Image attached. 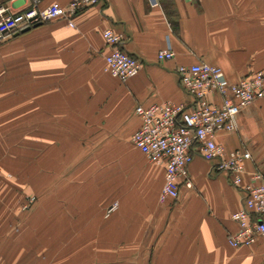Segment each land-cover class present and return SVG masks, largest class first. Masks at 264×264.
Masks as SVG:
<instances>
[{"label":"crops","instance_id":"0c3cea01","mask_svg":"<svg viewBox=\"0 0 264 264\" xmlns=\"http://www.w3.org/2000/svg\"><path fill=\"white\" fill-rule=\"evenodd\" d=\"M33 2L0 0V10ZM157 3L101 0L74 27L58 20L0 43V264H264V237L228 242L245 196L230 175L196 157L193 188L161 202L165 168L132 144L138 105L192 104L179 65L218 66L231 83L264 71V0ZM107 29L141 63L126 83L107 71ZM168 47L175 59L160 63ZM238 122L217 142L251 154L248 184L264 176V98ZM22 192L35 199L25 212Z\"/></svg>","mask_w":264,"mask_h":264},{"label":"built area","instance_id":"2783aa9c","mask_svg":"<svg viewBox=\"0 0 264 264\" xmlns=\"http://www.w3.org/2000/svg\"><path fill=\"white\" fill-rule=\"evenodd\" d=\"M42 1L34 0L30 8L17 13L0 10V43L26 28L32 30L58 20H66L74 27L79 13L101 2L71 0L66 6L51 4L40 8ZM149 1L158 5L157 0ZM103 36L110 49L105 57L107 71L122 83L136 77L142 66L124 50V36L112 29L105 30ZM174 59L171 47L157 55L160 63ZM176 72L180 85L192 97V104L187 107L167 101L138 105L135 113L141 125L132 136V144L150 163L164 166L161 202L178 200L182 187L193 188L190 166L196 157L214 163V169L230 175L233 185L243 188L245 196L241 209L232 215L237 231L228 236V242L234 248L250 247L264 237V176L256 173L250 183L244 184L245 163L252 159L251 154L241 149L227 151L217 142V134L237 131L239 114L264 98V71L254 72L237 83L229 82L220 67L206 63L179 65ZM215 96L220 102L213 101ZM34 201L29 199L24 209Z\"/></svg>","mask_w":264,"mask_h":264},{"label":"rangeland","instance_id":"374dc122","mask_svg":"<svg viewBox=\"0 0 264 264\" xmlns=\"http://www.w3.org/2000/svg\"><path fill=\"white\" fill-rule=\"evenodd\" d=\"M91 148V146H88V145H85V149H86V152H88V149H90ZM26 196H27V192L26 193H24V192H22L21 193V197H20V199H21V202H22V212L24 211H28L29 209H30V206L27 208V209H24V205H25V201H26ZM28 201V200H27ZM26 201V202H27Z\"/></svg>","mask_w":264,"mask_h":264},{"label":"water","instance_id":"95a60500","mask_svg":"<svg viewBox=\"0 0 264 264\" xmlns=\"http://www.w3.org/2000/svg\"><path fill=\"white\" fill-rule=\"evenodd\" d=\"M30 30H31L30 28H26V29L22 30L21 32L16 33V35L26 33V32H28V31H30Z\"/></svg>","mask_w":264,"mask_h":264},{"label":"trees","instance_id":"16d2710c","mask_svg":"<svg viewBox=\"0 0 264 264\" xmlns=\"http://www.w3.org/2000/svg\"><path fill=\"white\" fill-rule=\"evenodd\" d=\"M47 24V23H46Z\"/></svg>","mask_w":264,"mask_h":264}]
</instances>
